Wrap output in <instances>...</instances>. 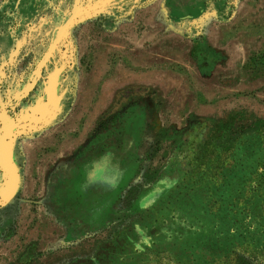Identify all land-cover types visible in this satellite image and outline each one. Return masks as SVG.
Masks as SVG:
<instances>
[{
	"label": "rangeland",
	"instance_id": "374dc122",
	"mask_svg": "<svg viewBox=\"0 0 264 264\" xmlns=\"http://www.w3.org/2000/svg\"><path fill=\"white\" fill-rule=\"evenodd\" d=\"M0 264H264V0H0Z\"/></svg>",
	"mask_w": 264,
	"mask_h": 264
}]
</instances>
